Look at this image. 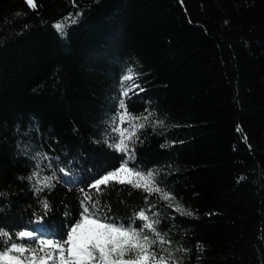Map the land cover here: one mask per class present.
I'll list each match as a JSON object with an SVG mask.
<instances>
[{"label":"trees","instance_id":"obj_1","mask_svg":"<svg viewBox=\"0 0 264 264\" xmlns=\"http://www.w3.org/2000/svg\"><path fill=\"white\" fill-rule=\"evenodd\" d=\"M34 2L0 0V228L17 240L40 215L39 240L66 239L84 189L118 222L155 212L172 247L190 250L176 253L183 264H264V0ZM70 14L61 35L53 25ZM129 66L144 91L129 93L128 111L155 113L129 167L158 170L194 216L131 185L88 187L127 158L104 140ZM36 153L53 164L41 175L60 178L40 193L26 179Z\"/></svg>","mask_w":264,"mask_h":264},{"label":"snow or ice","instance_id":"obj_2","mask_svg":"<svg viewBox=\"0 0 264 264\" xmlns=\"http://www.w3.org/2000/svg\"><path fill=\"white\" fill-rule=\"evenodd\" d=\"M26 3L31 8L36 7L34 0H26ZM67 21L75 22L70 14L64 21H58L53 25L59 34H65ZM138 75L135 68L129 66L121 76L119 109L110 124L111 133H118L119 139L116 140L115 136L109 133L106 134L104 140L115 151L125 153L127 158L120 163L119 167L106 171L104 175L94 179L88 187L94 189L99 196L102 193L101 186L107 187L112 182L131 185L135 189L143 190L148 196L154 193L159 194L160 199L168 201L169 207H174L175 211L182 216H194L195 213L185 208L179 201L172 203L176 197L160 186L157 179L160 175L158 170L145 171L136 169L134 166L129 167V163L134 159V152L130 149L139 139L137 133L149 123L155 114L145 109L147 115H133L127 109L126 98L133 89L139 88V85L135 83ZM139 90L144 91L143 88ZM117 117L120 124L127 121L129 127H121L117 124ZM163 125L164 121L157 119L152 126ZM110 140L115 142L110 143ZM32 158L36 160L35 168L26 179L32 184L33 190L40 193L45 189L54 188L53 181L59 182L60 180L56 171H53L51 175H41L44 171L42 161H49L47 168H53L51 158L47 154L41 156L40 153H36V156ZM59 172L64 173L65 176H71L70 171L64 167H61ZM80 191L83 195L82 211L79 219L68 227L66 239L39 240V230H23L14 233L17 240H13L12 233L0 228V244L4 245L0 247V264H183L182 256L176 253L186 255L190 250L184 247H172L173 241L169 233L161 232L158 228L160 219L155 212L149 213L145 208H141L133 213L130 221L118 222L109 215L103 214L99 199L94 201L91 194L85 192L84 189ZM148 196L145 197L146 201ZM41 206L46 214L50 205L44 200L41 201ZM148 207L151 208L152 205L149 204ZM41 220L42 217L37 215L36 223L39 224ZM137 220L143 222L142 227L134 226ZM26 238L32 242L39 240L37 247L29 248L24 243L17 242ZM197 251L202 253L203 245L198 243ZM197 258L199 259V256Z\"/></svg>","mask_w":264,"mask_h":264},{"label":"rangeland","instance_id":"obj_3","mask_svg":"<svg viewBox=\"0 0 264 264\" xmlns=\"http://www.w3.org/2000/svg\"><path fill=\"white\" fill-rule=\"evenodd\" d=\"M33 226L37 229V230H41V231H44L45 228H44V225L41 223L37 224L36 222L33 224Z\"/></svg>","mask_w":264,"mask_h":264}]
</instances>
